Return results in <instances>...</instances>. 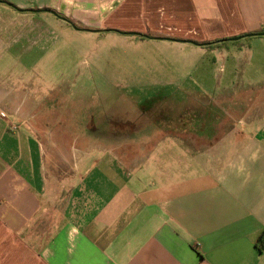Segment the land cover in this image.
<instances>
[{"label":"crops","instance_id":"1","mask_svg":"<svg viewBox=\"0 0 264 264\" xmlns=\"http://www.w3.org/2000/svg\"><path fill=\"white\" fill-rule=\"evenodd\" d=\"M0 1V64L43 45L41 14L198 44L264 32V0ZM216 108L55 163L34 134L48 126L0 86V264H264V121L228 137Z\"/></svg>","mask_w":264,"mask_h":264},{"label":"rangeland","instance_id":"2","mask_svg":"<svg viewBox=\"0 0 264 264\" xmlns=\"http://www.w3.org/2000/svg\"><path fill=\"white\" fill-rule=\"evenodd\" d=\"M40 17L46 22L34 24L44 25L36 35L44 37L43 45L12 51L0 64V86L12 89L20 109L48 126L34 134L55 163L59 154L100 151L96 145L115 138L144 140L165 121L194 124L191 112L202 106L217 107L211 118L226 122L220 133L228 137L237 135L235 125L246 136L252 119L264 121V37L229 38L218 55L213 46L116 29L83 32ZM130 33L147 37L123 35ZM199 112L202 117L206 110Z\"/></svg>","mask_w":264,"mask_h":264},{"label":"water","instance_id":"3","mask_svg":"<svg viewBox=\"0 0 264 264\" xmlns=\"http://www.w3.org/2000/svg\"><path fill=\"white\" fill-rule=\"evenodd\" d=\"M1 3H4L2 1H0ZM9 5V4H7ZM55 16H57L55 13L53 12H49ZM72 27L76 30H78L75 26L72 25ZM110 32V30H109ZM123 35H131V36H138V37H147V36H143V35H140V34H136V33H130V34H123ZM253 37H264V32H261V33H253V34H247V35H244V36H241V37H237V38H234V39H231L229 41H239L241 39H244V38H253ZM152 39H155V38H152ZM156 39H159V40H166V41H170V42H176V43H185V44H190V45H193V46H197V47H205V46H209L210 43H207V44H198L196 42H193V41H180V40H174V39H167V38H156ZM220 42H224V41H220Z\"/></svg>","mask_w":264,"mask_h":264},{"label":"trees","instance_id":"4","mask_svg":"<svg viewBox=\"0 0 264 264\" xmlns=\"http://www.w3.org/2000/svg\"><path fill=\"white\" fill-rule=\"evenodd\" d=\"M222 41L226 42L227 40H222ZM217 43H221V42L220 41H217V42L210 43L209 47H212V46H214Z\"/></svg>","mask_w":264,"mask_h":264}]
</instances>
